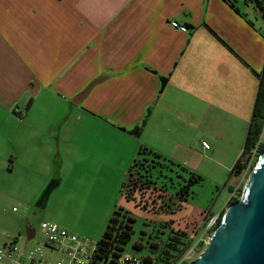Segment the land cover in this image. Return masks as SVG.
Listing matches in <instances>:
<instances>
[{
  "label": "crops",
  "instance_id": "obj_1",
  "mask_svg": "<svg viewBox=\"0 0 264 264\" xmlns=\"http://www.w3.org/2000/svg\"><path fill=\"white\" fill-rule=\"evenodd\" d=\"M237 10L226 0H0V196L35 213L67 172L88 200L104 181L122 190L140 146L194 172L225 148L236 162L264 68V24ZM127 204L108 220L118 206L135 218Z\"/></svg>",
  "mask_w": 264,
  "mask_h": 264
},
{
  "label": "rangeland",
  "instance_id": "obj_2",
  "mask_svg": "<svg viewBox=\"0 0 264 264\" xmlns=\"http://www.w3.org/2000/svg\"><path fill=\"white\" fill-rule=\"evenodd\" d=\"M231 2L239 9L242 17H246L250 21H257L258 25L263 26L264 19L252 2L246 0H231ZM227 149L225 148L224 152ZM224 152H216L211 157H204L201 161L199 160L195 172L200 174L203 179L195 185L193 199L186 203L182 209L174 211H160L153 209V207L144 209L137 205L136 201L127 200L130 203L128 208L135 216V220L133 221L134 232L124 245L123 255L150 256L153 260L159 259V254H163L161 251L168 241L167 237L172 234V230L182 229L191 234L188 243L183 245L187 249L194 246L198 238L201 237L194 251L186 255L185 261L189 263L198 258L212 234V232L202 234L205 217L209 212L222 216L233 200L232 196L235 200L241 197L245 180L258 159L257 156L253 155L255 153H251V167L241 175L231 176L230 170L235 163L234 151H231L229 155L224 154ZM192 165L191 167H193ZM73 176L76 177L77 174H73ZM67 177L68 172L65 174L64 182L52 192L46 207L37 209L35 213L30 208L27 209V204L17 198L0 196V242L6 239V234L14 233L19 234V243L25 246L42 241L41 222L54 221L68 229L70 228L69 230L72 229L71 231L81 236L87 237L93 241V247H95L106 227L114 204L117 202L119 205L128 206L125 198L119 196L121 185L112 191L114 188L111 181L106 185H104V181L99 191L97 192L98 188H96L94 196L88 200L87 195L77 192V189L74 190L72 183L69 185ZM77 179L71 178L74 183ZM230 185L235 188L232 196L229 192ZM99 195H101L100 201H98ZM108 199H111V203L106 204L105 200ZM209 205L214 211H208L204 215L201 209ZM13 206H16L18 212L12 210ZM21 214L26 216L30 220L31 227L36 229V236L33 239L27 238V228L18 219ZM136 243H140V246H137ZM177 253L174 254L177 255ZM58 257L59 255H56V258ZM178 262L179 260L175 261L172 258L168 264H178Z\"/></svg>",
  "mask_w": 264,
  "mask_h": 264
},
{
  "label": "trees",
  "instance_id": "obj_3",
  "mask_svg": "<svg viewBox=\"0 0 264 264\" xmlns=\"http://www.w3.org/2000/svg\"><path fill=\"white\" fill-rule=\"evenodd\" d=\"M226 1L237 10L231 0ZM246 1L252 2L264 19V0ZM185 27L190 29L195 26L186 24ZM258 76V91L246 135L245 146L230 171L231 176L241 175L251 167V158L254 149L255 154L253 155L257 157L264 149V68ZM167 80L168 77H161L160 92L165 87ZM29 103L30 100H28L27 106ZM145 122L146 120L143 119L130 132L139 135ZM202 179V176L188 169L186 166L174 163L146 146H140L138 158L128 168V178L123 184L121 193L127 200L136 201L137 205H140L144 209L153 207V209H159L160 211H174L180 209L182 202L189 201L193 198L194 187ZM231 191L234 190L231 188ZM136 194H138L139 198ZM156 197H160L161 205H158L159 203ZM232 199V201L235 200L233 196ZM208 211H212L210 206L203 210L202 213L205 215ZM216 215L218 216L217 222L211 229V232L220 224L222 216L221 214L209 212L207 217H205L203 227H205L211 217ZM134 220L135 218L128 210L121 206L116 207L97 242L96 250L99 252V256L109 257L123 253L125 243L131 238L134 232ZM190 236L191 234L189 232L182 229L172 230V234L167 237L168 241L161 251L163 254H159V259L156 258L153 260L150 256H147L144 257L145 260L160 264H168L172 258L175 261L181 260L182 255L187 250L183 245L188 243ZM136 245L140 246V243H136ZM175 252H178L177 255L174 254ZM180 264L188 263L185 260H181Z\"/></svg>",
  "mask_w": 264,
  "mask_h": 264
},
{
  "label": "water",
  "instance_id": "obj_4",
  "mask_svg": "<svg viewBox=\"0 0 264 264\" xmlns=\"http://www.w3.org/2000/svg\"><path fill=\"white\" fill-rule=\"evenodd\" d=\"M34 228L28 234L34 235ZM188 264H264V149L205 249Z\"/></svg>",
  "mask_w": 264,
  "mask_h": 264
},
{
  "label": "built area",
  "instance_id": "obj_5",
  "mask_svg": "<svg viewBox=\"0 0 264 264\" xmlns=\"http://www.w3.org/2000/svg\"><path fill=\"white\" fill-rule=\"evenodd\" d=\"M202 146L205 149L210 148L208 141H202ZM253 153H255V149ZM217 218L216 215L208 220L202 232L203 235L211 232ZM40 226L42 241L29 246L19 243V234H6V239L0 242V264H160L149 262L144 257L123 255V253L109 257L99 256V252L96 250L97 243L93 247V241L87 237L53 221H42ZM30 228H32L31 225L27 227L29 240L36 236L35 228L32 237L28 234ZM200 238L194 246L185 251L181 260H185L186 255L194 251ZM56 255L59 257L56 258ZM181 260L178 264L181 263Z\"/></svg>",
  "mask_w": 264,
  "mask_h": 264
}]
</instances>
